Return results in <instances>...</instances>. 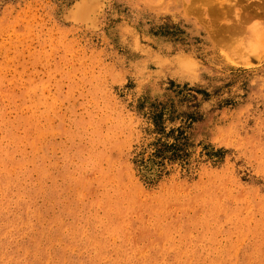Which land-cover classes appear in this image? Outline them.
Wrapping results in <instances>:
<instances>
[{"label":"rangeland","instance_id":"obj_1","mask_svg":"<svg viewBox=\"0 0 264 264\" xmlns=\"http://www.w3.org/2000/svg\"><path fill=\"white\" fill-rule=\"evenodd\" d=\"M84 1L0 0V264H264V0Z\"/></svg>","mask_w":264,"mask_h":264},{"label":"bare ground","instance_id":"obj_2","mask_svg":"<svg viewBox=\"0 0 264 264\" xmlns=\"http://www.w3.org/2000/svg\"><path fill=\"white\" fill-rule=\"evenodd\" d=\"M83 1V3L85 2L84 0H82ZM81 4V3H80ZM85 4V3H84ZM94 5V4H93ZM92 5V6H93ZM82 6H84L83 4L80 6V7H82ZM88 7H86V9H87ZM91 8V7H90ZM81 9V8H80ZM89 9V8H88ZM87 9V10H88ZM264 34V31H262L261 29H257V30H255L254 31V38H255V42L253 43V46L254 47H256L257 45H259L260 43H261V38H262V35Z\"/></svg>","mask_w":264,"mask_h":264},{"label":"trees","instance_id":"obj_3","mask_svg":"<svg viewBox=\"0 0 264 264\" xmlns=\"http://www.w3.org/2000/svg\"><path fill=\"white\" fill-rule=\"evenodd\" d=\"M162 152H163V151H162V149H159V150H158V154H160V155H161V154H162Z\"/></svg>","mask_w":264,"mask_h":264}]
</instances>
